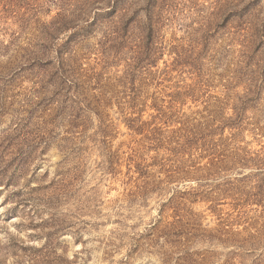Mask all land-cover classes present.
<instances>
[{
  "label": "rangeland",
  "instance_id": "374dc122",
  "mask_svg": "<svg viewBox=\"0 0 264 264\" xmlns=\"http://www.w3.org/2000/svg\"><path fill=\"white\" fill-rule=\"evenodd\" d=\"M0 264H264V0H0Z\"/></svg>",
  "mask_w": 264,
  "mask_h": 264
}]
</instances>
